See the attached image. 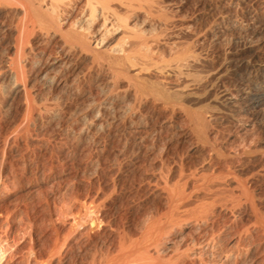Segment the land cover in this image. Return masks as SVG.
I'll list each match as a JSON object with an SVG mask.
<instances>
[{"label": "rangeland", "instance_id": "1", "mask_svg": "<svg viewBox=\"0 0 264 264\" xmlns=\"http://www.w3.org/2000/svg\"><path fill=\"white\" fill-rule=\"evenodd\" d=\"M67 2L58 16L64 32L80 19L86 5V0H70L71 5ZM11 3L4 5L0 0V124L2 128L5 125L4 135L8 136L18 124H32L30 150L36 147V155H43L44 161L53 160L54 166L63 165L61 169L73 173L79 191L93 181L95 186L112 192L105 200L107 217L115 224L132 226L144 212L163 208L165 197L157 183L170 169L169 177L174 181L181 169L187 173L207 171L211 146L219 148L220 156L237 152L238 137L247 132L257 153L243 159L236 170L255 182V202L264 212V101L255 109L245 110L254 80L256 77L264 80L258 74L264 70V0H132V10L126 13L119 10L133 30L140 29L139 33L150 45L153 52L150 55L149 50L147 55L151 56H148L151 66L144 70H139V66L113 68L107 57V45L99 46L95 55L76 49L71 53L69 66L63 70L69 75L62 71L67 88L56 91L46 89L36 75L46 65L50 53L53 55L55 51V55L60 47L67 51V47L60 46L64 44L63 37L51 30V13L45 11L43 20L32 18L35 28L23 59L28 66L24 83L35 102L33 112L27 106L25 91L21 86L16 88L7 76L11 59L16 56V27L23 16L16 3H12L14 6ZM227 8L243 19L247 30H234L228 21L222 22L221 15ZM256 16L259 20L254 21ZM241 52L251 65L249 80L235 79L232 75ZM34 65L39 68L32 70ZM162 66H168L165 72L168 75L158 69ZM105 97L110 98L112 109L95 117L89 104ZM130 100L135 104L131 112ZM48 110L50 113H46ZM95 123L104 126L101 129L89 125ZM170 123L188 130L189 139L163 150L156 133ZM73 124H87V130L79 133L70 127ZM17 151L10 157L17 159L20 154ZM220 159L222 167L226 159L222 156ZM25 187L9 200L12 204L24 200Z\"/></svg>", "mask_w": 264, "mask_h": 264}, {"label": "bare ground", "instance_id": "2", "mask_svg": "<svg viewBox=\"0 0 264 264\" xmlns=\"http://www.w3.org/2000/svg\"><path fill=\"white\" fill-rule=\"evenodd\" d=\"M6 1L1 0L4 5L15 2L16 7L23 13L18 26H15L16 56L11 59L7 76L16 88L21 86L25 91L28 97L27 106L31 112L34 111L35 102L29 97L32 92L24 83L28 66L26 67L23 59L27 56L26 46L35 28L32 18L43 20L45 11L51 13V30L64 39V44L60 46L67 47L66 52L60 47L61 50L57 48L55 55V51L53 55L50 53L46 65L37 70L39 73L36 75L46 89L48 87L51 91H56L66 87L62 71L69 66L71 53H75L76 49L81 53L95 55L99 46L107 45L109 63L113 68L121 70L135 66L144 70L150 65L151 60H148L147 55V51L150 50L149 54L153 52L150 45L148 46V42L139 33L140 29L133 30L126 18H123L125 14L119 10H124V13L132 10V0H86L82 16L69 26L67 32L61 29L58 16L67 1L71 5L70 0ZM226 10L221 15L222 22L228 21L234 30H247L243 19H239L236 12L232 13L228 8ZM257 20L258 17H254V21ZM141 51L146 53L142 54ZM243 55L244 52L238 53L240 58L234 65L232 75L235 79L249 80L251 65ZM38 68V65H34L32 70ZM167 68L168 66H162L158 69L165 73ZM258 74L264 79V70H260ZM106 97L90 102L88 108L95 113V117H99L104 111L109 112L107 110L112 107L110 98ZM263 101L264 80L256 77L253 90L245 103V110L255 109ZM128 109L130 112L135 109L132 101ZM46 113H50L49 110ZM15 125L11 126L14 128ZM31 125L18 124L6 136L3 133L5 125L2 128L0 124V264H264V212L255 202V182L252 183L247 176L243 177L236 170V165L244 162L243 159L251 153H257V148L253 146L247 132L238 137L237 152L221 155L226 159L223 165L226 168L221 167L223 161L219 162V148L210 145L209 170H193L187 173L181 169L178 179L174 181L169 177L170 169L164 179H159L161 184L157 183L165 197L163 208L157 207L155 211L152 208L148 213L144 212L146 214L140 216L132 226H127L115 224L107 217L105 200L112 192L105 191L99 185L95 186L93 181H88L84 190L79 191L77 177L73 173L61 169L60 166L63 165L54 166L52 159L44 161L43 155H36V147L32 146L34 150H30L31 140L28 139L29 136L32 137ZM89 125L100 128L104 126L96 123ZM199 125L197 126L200 127ZM86 126L87 124H73L70 127L84 133ZM187 131L175 124L163 125L156 133L158 143L163 150L173 143L180 145L189 139ZM22 144L25 145L24 149ZM18 149L19 157H10ZM24 187V200L12 204L9 200Z\"/></svg>", "mask_w": 264, "mask_h": 264}]
</instances>
